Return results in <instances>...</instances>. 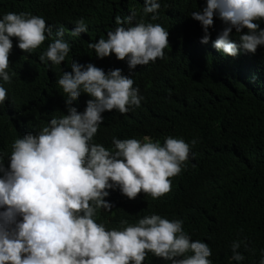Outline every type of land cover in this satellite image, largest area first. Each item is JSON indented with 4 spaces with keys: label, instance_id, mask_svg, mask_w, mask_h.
Instances as JSON below:
<instances>
[{
    "label": "clouds",
    "instance_id": "1",
    "mask_svg": "<svg viewBox=\"0 0 264 264\" xmlns=\"http://www.w3.org/2000/svg\"><path fill=\"white\" fill-rule=\"evenodd\" d=\"M160 7L145 0L142 11L157 20ZM20 11L0 17V105L8 101L13 55L28 56L53 36L43 17ZM130 11L115 17L107 39L88 44L98 58L115 54L126 64L105 73L73 61L56 81L66 115L15 139L8 167L0 157V264H213L209 244L193 241L191 214L142 206L168 194L194 151L213 141L194 149L196 139L175 137L168 126L155 132L167 112L158 101L197 87L208 66L264 84V0H206L192 21L169 30L134 23L138 13ZM75 25L72 36L88 32L83 18ZM54 35L38 57L50 68L71 50L63 28ZM81 93L92 98L73 107ZM157 114L137 131L138 120ZM113 208V226L96 222ZM242 246L255 253L247 237L234 240L224 264H248ZM252 264H264V250Z\"/></svg>",
    "mask_w": 264,
    "mask_h": 264
},
{
    "label": "trees",
    "instance_id": "2",
    "mask_svg": "<svg viewBox=\"0 0 264 264\" xmlns=\"http://www.w3.org/2000/svg\"><path fill=\"white\" fill-rule=\"evenodd\" d=\"M159 2V18L152 20L153 14H143L145 0H0V17L26 10L43 17L53 29V36L34 53L13 55L8 101L0 105V157L5 167L10 165L15 139L30 132L38 133L53 117L68 112L65 94L56 81L63 71H72L73 61L85 66L92 63L105 73L126 64V60H118L115 54L100 59L88 47L101 37L107 39V32L116 27L117 15L126 19L131 15L130 10H135L138 15L134 23L143 19L145 23H158L169 30L180 20L192 21L190 12L206 6V0ZM81 18L88 32L72 36L70 31ZM59 28L64 29L63 39L71 50L61 65L50 68L38 57L56 38L54 34ZM197 84L193 89L167 93L158 101L167 112L154 130L158 133L168 126L175 137L196 139L194 149L213 141L194 151L195 155L187 160L188 167L175 179L168 194L143 201L142 206L169 215L178 210L191 214L193 241L209 244L213 264H224L227 254L232 255V242L247 237L255 253L245 251L243 246L240 251L244 260L252 264L264 250V84L233 75L223 77L210 66L201 72ZM91 98L81 93L72 106ZM158 118L157 114L138 120L137 131L156 123ZM115 211L113 208L112 212L99 213L96 222L113 226L118 220L113 215Z\"/></svg>",
    "mask_w": 264,
    "mask_h": 264
}]
</instances>
